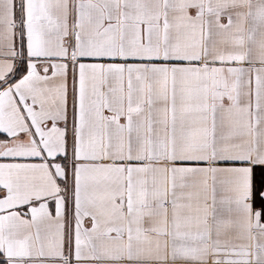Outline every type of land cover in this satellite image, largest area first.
Wrapping results in <instances>:
<instances>
[{
	"label": "snow or ice",
	"instance_id": "snow-or-ice-1",
	"mask_svg": "<svg viewBox=\"0 0 264 264\" xmlns=\"http://www.w3.org/2000/svg\"><path fill=\"white\" fill-rule=\"evenodd\" d=\"M0 264H264V0H0Z\"/></svg>",
	"mask_w": 264,
	"mask_h": 264
}]
</instances>
